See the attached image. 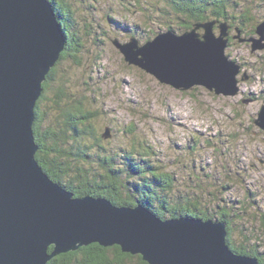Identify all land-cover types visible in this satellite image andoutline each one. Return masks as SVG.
<instances>
[{
  "label": "water",
  "instance_id": "obj_1",
  "mask_svg": "<svg viewBox=\"0 0 264 264\" xmlns=\"http://www.w3.org/2000/svg\"><path fill=\"white\" fill-rule=\"evenodd\" d=\"M215 24L160 32L144 44L113 41L126 62L163 83L237 94L240 64L226 54L230 26L220 23L217 34ZM256 33L249 38L254 49L264 46V22ZM65 45L50 0H0V264H48L91 243L119 245L149 264H261L229 247L225 222L77 197L45 172L36 158L35 110ZM256 122L264 128V104Z\"/></svg>",
  "mask_w": 264,
  "mask_h": 264
},
{
  "label": "rangeland",
  "instance_id": "obj_2",
  "mask_svg": "<svg viewBox=\"0 0 264 264\" xmlns=\"http://www.w3.org/2000/svg\"><path fill=\"white\" fill-rule=\"evenodd\" d=\"M245 1L238 0L241 6L246 5ZM75 2L80 26L89 23L98 27L103 41L96 45L92 35L90 40L84 38L83 50L78 53L80 63L76 65L68 59L60 64L66 78L64 84L74 94L82 91L96 97L98 110L103 111L100 131L112 128L111 136L105 140L112 147L130 144V135L122 129L135 123L137 137L156 150L155 159L158 157L164 169L179 179L183 194L206 191L187 185H192L191 172L208 173L215 180H222L221 171H226L230 176L224 181L229 186L224 204L238 214L233 218L232 241L264 254V128L256 122L264 104V46L254 49L249 40L257 35L253 29L260 21L245 18L242 26L237 22L230 31L226 54L241 65L237 94L216 93L204 85L184 90L126 62L112 41H130L128 33L136 27L139 35L134 36L144 44L146 38L142 34L146 29L166 31L160 18L146 22L148 16L136 7L133 12L127 11L130 17L125 21L122 4L115 0ZM246 2L254 6L253 15L264 17V0ZM108 15L119 24L125 23V29H117L118 24L110 22ZM215 32L219 33L216 24ZM177 33L182 31L177 29ZM174 187L177 195L178 186Z\"/></svg>",
  "mask_w": 264,
  "mask_h": 264
},
{
  "label": "trees",
  "instance_id": "obj_3",
  "mask_svg": "<svg viewBox=\"0 0 264 264\" xmlns=\"http://www.w3.org/2000/svg\"><path fill=\"white\" fill-rule=\"evenodd\" d=\"M50 1L65 32L66 45L60 59L43 82L44 90L35 110L34 134L39 147L36 158L45 172L77 197L92 195L108 198L117 205L141 204L160 217L186 216L225 222L229 247L241 254L257 256L260 263L264 264V254H259L254 247L247 244L238 245L232 241L230 235L233 218L238 214L224 204L229 187L224 181L230 176L226 171H221L222 180H215L208 173L202 175L199 171L191 172L189 178L192 176L195 180L191 178L192 185L191 183L187 185L194 188L197 186L206 191L188 195V190L185 188L187 193L183 194L179 179L172 172L164 169L163 165L157 161L158 157L155 159L156 150L137 137L135 123L125 125L122 129L125 134L130 135V144L118 147L108 144L104 137L106 130L100 131L99 119L103 111L98 110L96 97L93 94L88 96L82 91L72 93V89L65 86L63 65H60L68 59H72L78 65L80 63L78 53L83 50L84 38L85 40L92 38L97 45L103 41L99 35L101 30L98 27H92L89 23L84 24L83 27L80 26L81 17L79 18L75 5L77 0ZM115 1L122 4L120 7L124 10L122 14L125 21L130 17L127 11L133 12L135 10L133 8L137 7L141 13L145 14V17L148 16L144 21L152 19L157 21V18H160L166 26V31L177 32V29H180L184 32L197 24L216 21L218 29L220 23L227 22L230 32L237 22L242 26L245 18L254 19L255 17L257 22L260 21L259 23L264 21V17L253 15L254 6L247 4L248 0L245 1L244 6H241L242 3L239 4L238 0ZM236 12L239 14L236 15ZM108 19L119 25L117 29H125L123 25L126 24L123 22L119 24L112 15H108ZM253 30L256 31V28ZM144 32L146 34L143 33L142 36L147 41L158 34L156 28H149ZM138 33L135 27L128 34L130 37L137 38L134 35H139ZM104 34H107V31H104ZM90 35H92L91 38H89ZM230 37L228 45L231 43ZM146 39L145 42H147ZM175 185L178 186L177 195H174ZM208 187L213 188L214 191L209 190ZM262 224L264 226V214ZM52 249L53 246H51ZM48 264L149 263L140 254L124 252L119 245L103 246L99 243H91L56 255Z\"/></svg>",
  "mask_w": 264,
  "mask_h": 264
},
{
  "label": "bare ground",
  "instance_id": "obj_4",
  "mask_svg": "<svg viewBox=\"0 0 264 264\" xmlns=\"http://www.w3.org/2000/svg\"><path fill=\"white\" fill-rule=\"evenodd\" d=\"M241 32V31H240ZM241 36V35H240ZM240 68H241V65H240ZM194 140V139H193Z\"/></svg>",
  "mask_w": 264,
  "mask_h": 264
}]
</instances>
